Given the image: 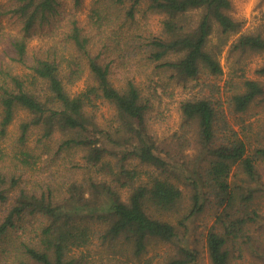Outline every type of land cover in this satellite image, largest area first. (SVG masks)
<instances>
[{
	"label": "trees",
	"instance_id": "obj_1",
	"mask_svg": "<svg viewBox=\"0 0 264 264\" xmlns=\"http://www.w3.org/2000/svg\"><path fill=\"white\" fill-rule=\"evenodd\" d=\"M6 2L0 17L17 32L4 34L0 26L8 57L0 58V137L17 108L27 117L11 150L0 149V264H90L71 254L90 245L100 251L98 264H151L142 256L149 240L175 242L208 203L222 208L206 230L209 264H232L233 244L251 239L248 229L258 218L248 206L258 189L251 183H263L257 164L264 145L250 147L223 104L233 113L254 101L264 105V78L231 81L224 101L217 82H197L198 90L179 101L176 149L160 151L148 132L152 101L139 75L149 68L157 76L145 85L150 94L166 85L162 74L178 83L201 73L216 77L225 47L236 61L247 51L264 54V34L241 32L231 0H92L83 22L61 0ZM80 2L73 0L75 7ZM150 16L159 17L156 30L143 24ZM41 30V43L29 52ZM12 62L29 72L15 73ZM257 71L264 75V62ZM85 72L84 88L70 91ZM98 100L114 107L115 124H98ZM34 128L39 153L26 145ZM55 132L61 135L50 147L46 140ZM189 145L198 155L180 161ZM75 150L80 159L64 162L62 171L26 181L40 160L57 167ZM174 247L166 264H196L197 249Z\"/></svg>",
	"mask_w": 264,
	"mask_h": 264
},
{
	"label": "rangeland",
	"instance_id": "obj_2",
	"mask_svg": "<svg viewBox=\"0 0 264 264\" xmlns=\"http://www.w3.org/2000/svg\"><path fill=\"white\" fill-rule=\"evenodd\" d=\"M7 0H0V4H4ZM63 2L64 10L73 11L78 16L80 22L86 20L90 5L92 0H81L78 6H74L73 0H61ZM6 2L4 6L7 4ZM232 8L231 13L236 18L242 21L241 32H250V31H260L264 34V0H231ZM158 16H150L146 21L143 22L145 27L156 30L158 28ZM0 26L4 34L15 33L17 32V26L14 23L6 18L5 15L0 17ZM39 33L35 36H32L28 42L29 52L36 48L41 43L40 34L43 33V30L38 31ZM3 34L2 39H0V58L4 57L5 60H8V57L4 55L6 39ZM216 34L212 35L211 38L214 41L216 39ZM234 36H230V40ZM229 40V42H230ZM28 52V53H29ZM242 57L239 61H236L234 54H229L227 48L225 47L222 50L220 55V62L223 67V73L216 76H208L204 73H201L200 76L196 79H190L186 83L177 82L175 80H166L165 74L162 76V82H165L164 88L159 89L155 94H150L149 90L145 88L148 80L154 75V73L147 68L146 71H143L139 75L141 84L146 90L145 92L149 97H151V110L149 111L148 116V132L155 139V142L158 145L160 151L164 149H176L172 147L171 144H174V139L172 135L179 128L180 123V108L179 101L187 96L194 94L199 86L196 85L197 82L203 80H212L217 82L220 86V95L222 100L226 99L227 94L229 93L230 82H237L240 84V81L244 77L263 79L264 75H261L257 69L264 62V54L247 51L241 55ZM13 71L17 74L24 75L29 72V69L24 65H21L16 62H12ZM123 69V67H120ZM242 74V75H241ZM156 78L157 76L154 75ZM89 81V76L87 72L77 80L74 84L70 85L68 88L70 91H78L84 88L86 83ZM118 81H115L117 84ZM41 86L38 84L36 86L37 90H40ZM226 108V113L228 120L233 124L234 128L238 131H242L246 136V140L249 143L250 147L255 145H264V105L260 102H252L250 107L244 112L233 113L229 111V108L226 107V102L223 104ZM114 107L107 103L106 101L98 100L97 105L94 108V113L96 115L98 124L101 126H106L107 124H113L114 122ZM27 117V112L21 108H17L15 116L10 124H8L6 129V135L0 137V149L3 151H10L13 147V140L19 132V123L22 119ZM115 124V123H114ZM61 134L55 132L52 136L46 140L48 146H53L54 142L59 138ZM38 132L34 128L29 133V138L26 142V145L34 150L35 152L40 151V148L43 147L42 143H38L37 140ZM194 138H192V141ZM163 148V150H162ZM71 151L70 155H64V157L59 158L57 167L53 166L48 168L45 166L47 160L42 159L37 162L36 171H29L26 176V181L32 183L35 180H39L41 177L50 176V173L56 169L62 171L64 168V162H72L74 160L80 159V153H75ZM179 153L177 158L179 160H190L198 155L197 149L193 146H190L184 149V152ZM60 164V165H59ZM258 170L260 172L261 182L263 183H251L252 187L258 188L254 192L253 198L249 201L248 208L250 210H255L258 213L257 220L250 226L248 233L251 236V239H239L238 244L234 245V251H231L232 255V264H264V161L257 164ZM185 194H189L190 190L186 187H182ZM182 206L185 209L189 204L188 197L182 201ZM222 208H218L210 203H208L205 208L191 215L185 222L184 228L180 229L183 234L182 237H178L175 242H164L158 239H151L147 244L146 251L142 255L143 258H151V264H166L164 258H168V254L172 253L175 250L174 245L185 243L191 248L197 249V258L196 264H209L205 249V235L207 227L210 226L214 219V214L221 212ZM175 214V213H174ZM32 235H35L38 230H31ZM246 241V242H245ZM99 249L95 245H90L89 248H74L71 251V254L74 257L83 256L89 259L90 264H98ZM132 264H136L132 262Z\"/></svg>",
	"mask_w": 264,
	"mask_h": 264
}]
</instances>
